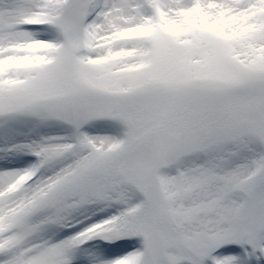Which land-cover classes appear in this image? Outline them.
Here are the masks:
<instances>
[{
  "label": "snow or ice",
  "instance_id": "6c2138e0",
  "mask_svg": "<svg viewBox=\"0 0 264 264\" xmlns=\"http://www.w3.org/2000/svg\"><path fill=\"white\" fill-rule=\"evenodd\" d=\"M0 264H264V0H0Z\"/></svg>",
  "mask_w": 264,
  "mask_h": 264
}]
</instances>
